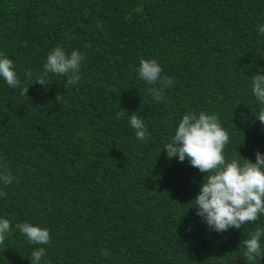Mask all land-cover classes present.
Returning a JSON list of instances; mask_svg holds the SVG:
<instances>
[{
  "label": "trees",
  "instance_id": "trees-1",
  "mask_svg": "<svg viewBox=\"0 0 264 264\" xmlns=\"http://www.w3.org/2000/svg\"><path fill=\"white\" fill-rule=\"evenodd\" d=\"M260 23L264 0H0V52L22 81L57 45L85 56L66 88L50 75L22 96L0 80V165L19 181L2 188L0 215L47 227L50 264H249L238 245L255 223L210 232L190 208L204 174L163 146L182 114L206 111L229 134L226 157L264 152L249 87L264 70ZM142 58L172 78L163 101L137 78ZM33 247L10 228L0 264H29Z\"/></svg>",
  "mask_w": 264,
  "mask_h": 264
},
{
  "label": "clouds",
  "instance_id": "clouds-1",
  "mask_svg": "<svg viewBox=\"0 0 264 264\" xmlns=\"http://www.w3.org/2000/svg\"><path fill=\"white\" fill-rule=\"evenodd\" d=\"M256 31L264 35V23L257 24ZM84 60L81 51L72 49L68 52L57 45L48 50L39 73L26 69L22 81L14 61L0 52V80L9 88L18 89L22 96L30 87L26 82L43 86L50 75L63 76L66 88L81 79ZM134 70L145 85H152L145 89L152 100L163 101V93L172 85V78L162 74L158 61L142 58ZM249 87L259 106L257 112H252L254 119L264 125V70L256 69L250 77ZM128 125L137 140H144L149 135L144 119L135 112L129 114ZM228 141L229 134L215 113L188 111L182 114L163 149L167 159L187 160L189 166L204 174L199 191L191 201L194 206L190 208L195 209V214L210 232L240 230L246 223H255L254 231L240 241L238 248L243 247L242 256L249 264H256L257 260L264 259V223L259 222L264 217V152L256 151L254 161L240 155L226 157L224 149ZM14 182L19 181L6 166L0 165V197L6 195L2 188ZM10 228L17 231L28 245L34 246L27 258L29 264H50L42 246L51 240L47 227L27 219L12 225L6 215H0V241Z\"/></svg>",
  "mask_w": 264,
  "mask_h": 264
}]
</instances>
